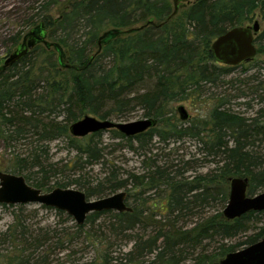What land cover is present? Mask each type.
<instances>
[{
	"label": "trees",
	"instance_id": "16d2710c",
	"mask_svg": "<svg viewBox=\"0 0 264 264\" xmlns=\"http://www.w3.org/2000/svg\"><path fill=\"white\" fill-rule=\"evenodd\" d=\"M25 1L28 6L15 18L11 32L2 34L6 49L2 60L19 46L27 31L44 24L49 42L60 47L63 64L69 67L60 63L54 48L39 44L21 61L0 72V138L9 143L36 138L41 144L67 138L88 161H97L101 151L93 140L103 132L90 135L92 143L84 144V140L71 136L70 125L86 115L122 120L141 108L144 119H154L156 126L167 128L159 130L155 126L130 138L115 129L107 131L128 141L130 147L138 141L142 149L155 138L163 144L195 138L206 156L218 159L213 169L191 177L185 176L192 170L188 163L169 168L150 158L143 162L141 177L131 175L120 181L112 170L93 189L80 180L59 184L63 189L76 185L89 200L126 190L129 207L130 198L147 204L151 200L149 193L156 197L152 199L156 203L152 206L151 222V227L157 229L155 236L146 238L143 233L136 239L131 237L137 227L144 232L149 228L144 218L148 212L134 206L125 213H92L84 225L78 226L80 233L91 235L85 228H94L101 216L111 214L107 231L116 240L134 242V249L125 256L130 263L153 255L155 264H182L186 257H192V264H219L227 254L261 241L264 227L254 226L264 211L250 212L232 221L221 211L228 203L232 178H248V196L264 191V159L256 151L264 141V108L253 118L230 108L233 100L249 96L251 100L257 96L263 106L264 81L260 74L264 68L235 84L226 79L235 67L217 63L211 47L219 36L246 26L259 16L263 29L255 42L264 55V0H194L183 5L175 16L171 0H68L58 18L52 12L60 0ZM151 20L154 23L148 25ZM139 27L142 28L133 33L123 32ZM258 62L254 58L239 66L247 71L248 67L262 64ZM235 85L238 88L234 89ZM210 86L228 87L234 93L229 95L225 89L213 97L210 126L171 123L169 115L174 102L195 101ZM246 106L251 108L250 103ZM46 113L50 120L44 117ZM44 146L30 155H15V165L6 172L24 176L32 187L50 192L53 187L48 172L37 154L38 149L41 154L47 153ZM29 170L44 176L34 180ZM132 179L135 183L130 185ZM215 206L219 208L215 212L207 211ZM195 216L198 222L187 227V220ZM249 232L252 233L248 235ZM241 235L247 237L236 244L223 243ZM24 236L22 231L20 238ZM28 241H14L21 248H14L17 252L6 262L49 264L47 259L26 256L27 249L38 247ZM205 242L218 243V247L209 252ZM103 264L111 261L105 259Z\"/></svg>",
	"mask_w": 264,
	"mask_h": 264
},
{
	"label": "rangeland",
	"instance_id": "374dc122",
	"mask_svg": "<svg viewBox=\"0 0 264 264\" xmlns=\"http://www.w3.org/2000/svg\"><path fill=\"white\" fill-rule=\"evenodd\" d=\"M67 1L60 0V5L52 12L55 18H58L59 14L66 9L65 3ZM27 6L28 3L25 0H0V66L3 65L5 60L2 59L6 56L2 34L11 32V29L14 27L15 18L22 14ZM256 21L260 24L261 32L263 29V20L259 16L252 23L243 27L253 26ZM129 30H123V32L126 33ZM257 51L258 53L255 59L259 61L258 63L262 62V64L248 67L247 71L242 66H236L231 75L226 79L232 80L236 84L238 80L246 79L248 76L256 73L258 69L262 70L264 68V55L259 53L258 47ZM249 69L251 70L249 71ZM260 77L264 81V70L260 74ZM235 87L237 86H233L234 89ZM225 89L228 90L231 88H216L215 86H210L205 88L206 93L197 96L195 101L186 99L184 101L174 102L172 104L173 113L169 115L171 117V123H176L177 125L183 124V126L185 124L186 127H190L193 124L199 125L200 127L205 125L207 127L210 126L209 116L214 105L213 97L215 99L217 94L222 93ZM228 91L229 95H234L232 90ZM233 101L230 104V108L236 113H241L249 118L255 117L256 113L261 108H264V104L263 106L259 104V98L257 96H253L252 100L251 96H249L245 99ZM247 103L251 104L250 109L246 106ZM181 106L189 114V118L186 121H182L178 113V108ZM48 114L46 113L44 117L50 120ZM142 119H144L143 112L141 108H137L126 119L117 120L112 117L110 120L124 123ZM156 127L159 130L164 127L167 128V126ZM190 136L192 137V135ZM78 139L84 140V144L92 143L90 142L92 139L90 135ZM30 140L9 143L4 138H0V173L6 172L7 169L15 165V155H30L31 151H34L41 145H45L43 148L46 149L47 153L41 154L38 149L37 154L41 155L40 161L44 163V167L48 172L50 186L53 187L50 192L56 188H60L59 184H67L75 180H80L82 183L90 185L93 189L112 170L117 172L116 175L119 176L118 179L120 181H124L131 175L141 177L144 172L143 162L145 159L150 158L159 165H164L169 168L175 167L177 164H182L183 162L188 163V168L192 170L185 174L186 177L205 174L210 169H213V163L218 161L215 157L206 156L202 150V145L199 144L197 139L189 137L179 142L172 140L171 144L159 143L158 138H155L148 147L142 149L138 141H133L131 143L133 146L130 147L128 141L122 138H116L112 132L106 131L100 137L93 140L95 144H98L99 150L101 151L100 160H89L90 162L86 155H82L78 150L73 148V144L67 138L46 143L42 142V144L36 138ZM256 151L264 159V141L256 147ZM29 171H31L34 180L41 179L44 176L43 174H38L37 170ZM133 183H135V180L132 179L130 185ZM29 185L32 186L31 184ZM68 188L78 190L76 185H69ZM123 191L127 193L126 190ZM148 195L151 197V200L147 204H142L139 198L138 200L134 198L129 199L130 207L134 206L135 208L148 212L146 214L147 217L144 216V218L149 228L144 232L143 228L137 227L130 233L134 239L140 237L143 233L146 235V238L155 236L157 233V229L151 227L153 225L151 222L154 219H152V206L156 203V200L152 199H156V197L154 193H149ZM97 199L100 198L93 197L90 200ZM218 209L215 206L214 209L211 208L207 211L212 212L213 210L215 212ZM223 210L221 211L222 213ZM111 220V214L110 216H101L96 221L94 228L91 229L90 225L85 228V231H91V235H87L80 233L78 230L79 225H77L72 217L64 212L47 207L44 208L39 204H0V264H8L6 258L13 257L15 255L14 252H17L14 248H21V246H17L18 242L14 243V241H23L24 239H29L28 243L31 245H38L36 249L33 247L27 249L26 256L32 254V257H35L36 260L47 259V261L49 260V264H103L105 259L111 261V264H125L127 261L129 262L128 257L126 258L125 256L134 249V242L116 240V237L111 235L106 229ZM257 221L258 223L254 226V229L264 227V216L257 218ZM197 222V216H195L187 220L186 226L192 227ZM99 230L101 234L98 233ZM22 231L26 233V236L20 238ZM251 233L249 232L248 235ZM11 235H15L16 238L12 239ZM245 236L241 235L223 243H228L229 245L236 244L238 241H242ZM205 245L209 252H212V250L218 247V243L214 242H205ZM186 258L187 260L183 261L182 264H192L190 259L192 257ZM129 264H155L154 256L147 255L142 259H133V262H129Z\"/></svg>",
	"mask_w": 264,
	"mask_h": 264
},
{
	"label": "water",
	"instance_id": "95a60500",
	"mask_svg": "<svg viewBox=\"0 0 264 264\" xmlns=\"http://www.w3.org/2000/svg\"><path fill=\"white\" fill-rule=\"evenodd\" d=\"M174 5L172 16L178 14L183 5L190 4L194 0H171ZM154 21H149L153 24ZM142 28V27H141ZM133 28L126 33H133L141 29ZM259 22L253 26L236 27L219 36L212 44L211 51L217 63L225 66L236 67L242 63H249L257 56L255 39L260 33ZM115 34L118 31L114 32ZM109 33L105 34V38ZM102 40L99 44H101ZM43 44L54 48L59 54V61L63 66V52L56 43L48 41L44 24L27 33L19 46L5 59L0 66L3 72L21 61L37 45ZM69 67V66H66ZM182 121L189 118V114L183 106L178 108ZM157 125L154 119H142L133 122H115L101 120L92 115H86L82 119L70 125V134L74 138H85L89 135L115 129L127 138L147 132ZM230 191L228 203L223 210L224 217L229 220L241 218L250 212L264 211V192L255 196H248V178L230 179ZM0 204L27 205L39 204L55 209L72 217L77 225L85 224L88 215L113 211L116 213L130 212L127 205V193L120 191L112 196L89 200L86 194L80 190L56 188L49 193H44L28 184L24 176L11 173H0ZM219 264H264V238L240 251L226 255Z\"/></svg>",
	"mask_w": 264,
	"mask_h": 264
}]
</instances>
